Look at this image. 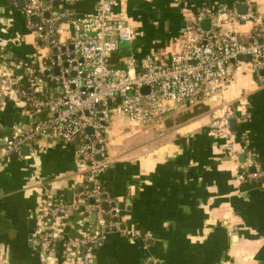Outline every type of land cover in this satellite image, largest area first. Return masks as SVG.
I'll list each match as a JSON object with an SVG mask.
<instances>
[{
  "label": "crops",
  "instance_id": "1",
  "mask_svg": "<svg viewBox=\"0 0 264 264\" xmlns=\"http://www.w3.org/2000/svg\"><path fill=\"white\" fill-rule=\"evenodd\" d=\"M220 5L264 15V0H119L114 12H125L135 38L119 44L112 63L123 66L128 56L137 62L147 55L167 60L187 21L198 10ZM21 7L18 1L0 0V41L19 59L43 55ZM93 8V0H54L52 5L55 13L73 16ZM62 27L68 38V25ZM223 27L229 28L227 23ZM252 27L251 20H241L234 29L247 40ZM205 103V111L181 122L179 116L193 107L166 112L151 126L124 115L111 117L110 165L101 182L117 203L125 202L117 212L123 229L107 233L95 249V264H143L148 258L159 264H264V83L243 66L222 97ZM223 104L249 116L232 130L236 161L223 149V140L208 131L211 113H219ZM13 123L26 125L28 118L7 102L0 108V134ZM25 147L21 157L0 165V264H42L32 246L38 184L42 181L48 193L70 201L82 179L74 144L46 137ZM245 147L262 173L238 182ZM60 250L59 244L55 264H65Z\"/></svg>",
  "mask_w": 264,
  "mask_h": 264
},
{
  "label": "built area",
  "instance_id": "2",
  "mask_svg": "<svg viewBox=\"0 0 264 264\" xmlns=\"http://www.w3.org/2000/svg\"><path fill=\"white\" fill-rule=\"evenodd\" d=\"M21 1L26 27L44 53L38 59H19L0 41V108L10 102L28 118L26 125L5 128L0 165L8 163L12 154L21 157L22 148L31 147L36 138L74 144L76 172L82 179L70 201L48 193L40 181L32 246L42 264L57 262L59 244L65 264H95L99 243L111 230L121 231L117 202L101 182L110 165L106 144L111 117L124 115L137 125L151 126L166 112L222 97L243 66L264 83V15L252 8L238 13L227 5L198 10L182 28L177 49L167 60L147 55L137 62L128 56L118 66L112 63L114 52L120 43L135 38L125 12H114L119 0H93V11L81 16L55 13L54 0ZM204 19L207 28L201 26ZM241 20L253 22L247 40L234 29ZM63 22L70 30L68 38L63 37ZM236 111L235 106L223 104L219 113H211L208 126L209 134L223 140V149L234 161L239 152L230 119L249 117ZM240 153L244 160L236 180L261 177L253 153L246 147ZM91 214H95L93 222ZM143 264L159 261L148 258Z\"/></svg>",
  "mask_w": 264,
  "mask_h": 264
},
{
  "label": "water",
  "instance_id": "3",
  "mask_svg": "<svg viewBox=\"0 0 264 264\" xmlns=\"http://www.w3.org/2000/svg\"><path fill=\"white\" fill-rule=\"evenodd\" d=\"M18 4L21 6V5H22V1L19 0V1H18ZM47 15H48V13H46V16H47ZM34 19H35V18L32 17V20H34ZM208 25H209V23H208V20H207V19H204V20L201 21V26H202L203 28H207ZM246 60H249V57H247ZM263 73H264V72H263ZM145 90H146V88H142V89H141V91H145ZM236 127H237V121H236V119H235V118H231V119H230V129H231V130H235ZM0 136H2V134H0ZM97 147H98V146H97ZM23 148H26V147L24 146ZM23 148H22V149H23ZM11 156H15V154H12ZM103 206L105 207L106 205L104 204ZM124 206H125V202H118V203H117V209H118V210H122ZM94 220H95V214H91V216H90V221L93 222ZM122 227H123V226H121V229H123Z\"/></svg>",
  "mask_w": 264,
  "mask_h": 264
},
{
  "label": "trees",
  "instance_id": "4",
  "mask_svg": "<svg viewBox=\"0 0 264 264\" xmlns=\"http://www.w3.org/2000/svg\"><path fill=\"white\" fill-rule=\"evenodd\" d=\"M35 56L37 57L36 59H38V58H40L42 55H35ZM207 106H208V105H207L205 102L198 103V104H196V105L193 106L191 112H185V113L181 114L177 120H178L179 122H181V121H184V120L188 119L189 117H191V116H193V115H195V114H199V113L205 111V109L207 108ZM5 131H6V130H5ZM7 132H8V131H6L5 133H7ZM43 188H44V190L46 191V187L44 186ZM55 197L58 198L57 196H55ZM74 219H75L74 215L71 216L70 223H73V222H74ZM70 223H69V224H70Z\"/></svg>",
  "mask_w": 264,
  "mask_h": 264
}]
</instances>
